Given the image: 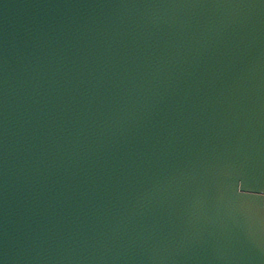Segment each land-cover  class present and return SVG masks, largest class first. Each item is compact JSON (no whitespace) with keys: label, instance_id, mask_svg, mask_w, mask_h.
I'll return each instance as SVG.
<instances>
[{"label":"water","instance_id":"95a60500","mask_svg":"<svg viewBox=\"0 0 264 264\" xmlns=\"http://www.w3.org/2000/svg\"><path fill=\"white\" fill-rule=\"evenodd\" d=\"M0 264H264V0H0Z\"/></svg>","mask_w":264,"mask_h":264}]
</instances>
